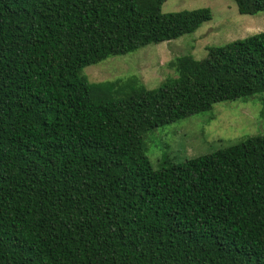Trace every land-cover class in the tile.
Segmentation results:
<instances>
[{
    "label": "trees",
    "instance_id": "1",
    "mask_svg": "<svg viewBox=\"0 0 264 264\" xmlns=\"http://www.w3.org/2000/svg\"><path fill=\"white\" fill-rule=\"evenodd\" d=\"M164 2L0 0V264H264V135L159 169L143 144L264 94V32L175 58L152 90L83 74L211 20Z\"/></svg>",
    "mask_w": 264,
    "mask_h": 264
},
{
    "label": "rangeland",
    "instance_id": "2",
    "mask_svg": "<svg viewBox=\"0 0 264 264\" xmlns=\"http://www.w3.org/2000/svg\"><path fill=\"white\" fill-rule=\"evenodd\" d=\"M196 9H209L211 20L193 34L109 58L86 67L83 74L91 83L135 78L152 90L165 79L176 77L169 66L175 58L191 56L200 61L206 58L207 47L224 46L264 32V12L254 16L239 15L232 0H165L161 12ZM260 135H264V94L245 101L215 104L208 112L144 134L143 144L152 167L159 169L164 160L181 164Z\"/></svg>",
    "mask_w": 264,
    "mask_h": 264
}]
</instances>
